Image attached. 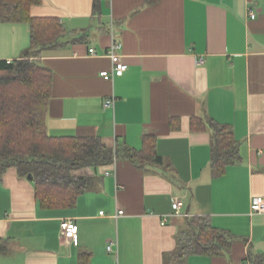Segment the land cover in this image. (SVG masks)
Returning a JSON list of instances; mask_svg holds the SVG:
<instances>
[{"label": "crops", "instance_id": "obj_1", "mask_svg": "<svg viewBox=\"0 0 264 264\" xmlns=\"http://www.w3.org/2000/svg\"><path fill=\"white\" fill-rule=\"evenodd\" d=\"M30 13L66 30L38 57L51 73L47 133L99 136L119 156L73 171L93 181L63 208L39 206L33 181L6 168L0 264H244L249 250L264 258V212L249 208L251 196H264V0H98V11L93 0H41ZM113 40L127 67L105 80ZM29 44L28 23L0 22V60ZM205 118L228 125L238 143L240 160L219 176L211 130L195 128ZM145 136L160 164L128 157ZM176 198L187 217L172 215ZM191 217L234 236L229 251L177 256ZM67 218L77 225L73 239L61 233Z\"/></svg>", "mask_w": 264, "mask_h": 264}, {"label": "trees", "instance_id": "obj_2", "mask_svg": "<svg viewBox=\"0 0 264 264\" xmlns=\"http://www.w3.org/2000/svg\"><path fill=\"white\" fill-rule=\"evenodd\" d=\"M159 0H144L152 5ZM41 0H0V22H26L30 44L21 56L0 60V174L14 167L18 174L33 177L35 197L44 208H63L74 204L77 195L92 183V177L73 171L107 165L119 156L118 149L107 147L99 136H51L46 131V113L50 98L51 73L38 57L53 47L65 33L56 17L32 16L30 8ZM98 11V0H93ZM194 121V120H193ZM195 128L211 130L210 166L214 176L240 160L238 143L226 124L211 118L196 121ZM194 125V124H193ZM128 157L138 163L162 162L154 151L153 140L144 137L141 150H128ZM190 230L179 239L177 256L189 253L228 252L234 239L213 227L206 217L188 219ZM250 264H264L261 253L249 250Z\"/></svg>", "mask_w": 264, "mask_h": 264}, {"label": "built area", "instance_id": "obj_3", "mask_svg": "<svg viewBox=\"0 0 264 264\" xmlns=\"http://www.w3.org/2000/svg\"><path fill=\"white\" fill-rule=\"evenodd\" d=\"M249 15L251 18H254L255 14L252 11L251 6L249 5ZM112 29V25L110 27ZM121 43L117 40H113L111 44L109 45L106 55L110 58L112 62V69L111 70H102L99 72V75L104 78L105 80H112L113 77L115 76H121L123 72L126 70L127 65L121 61ZM89 54L95 55L96 51L94 48H89L88 49ZM203 59L199 58L197 60V64L201 65L203 64ZM104 106L110 107L113 106L114 104V99L113 98H107L103 102ZM172 215L176 216H182V217H187V214L181 211L182 207V201L178 198L174 199L172 202ZM249 208L251 213H263L264 212V196L262 195H254L251 196L250 198V203H249ZM100 214L103 213V211L99 212ZM124 212L123 210L119 209L117 212L113 215V217H117L119 215H122ZM60 229L61 233L64 238L66 239H73L76 236L77 232V225L72 219H63L60 222ZM116 242L115 241H109L107 243V250L111 251L112 250V245H114ZM244 264H249V262L244 263Z\"/></svg>", "mask_w": 264, "mask_h": 264}, {"label": "water", "instance_id": "obj_4", "mask_svg": "<svg viewBox=\"0 0 264 264\" xmlns=\"http://www.w3.org/2000/svg\"><path fill=\"white\" fill-rule=\"evenodd\" d=\"M26 178H27L28 180H30V181L33 180V177H32L30 174H28V175L26 176Z\"/></svg>", "mask_w": 264, "mask_h": 264}]
</instances>
